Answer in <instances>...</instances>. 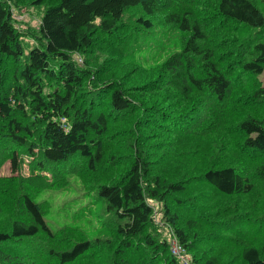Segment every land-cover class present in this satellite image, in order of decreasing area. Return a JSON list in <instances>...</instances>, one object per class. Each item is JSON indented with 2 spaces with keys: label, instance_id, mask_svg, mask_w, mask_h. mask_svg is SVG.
<instances>
[{
  "label": "trees",
  "instance_id": "1",
  "mask_svg": "<svg viewBox=\"0 0 264 264\" xmlns=\"http://www.w3.org/2000/svg\"><path fill=\"white\" fill-rule=\"evenodd\" d=\"M43 1L33 0L32 4ZM171 1L175 8L166 13L162 24L175 26L181 37L169 42L174 45L178 40L181 47L166 56L159 72L163 71L168 84L176 89H172V95L180 94L191 99L193 91L206 93L213 98L216 106L226 105L234 84L240 81L230 77L226 72L229 69L219 64L209 46L235 47L234 61L240 72L238 74L258 76L263 72L264 0ZM159 5V0H57L44 7L35 44L26 47L21 39L22 33L11 23L8 5L0 0V146L4 143L12 146L9 147L8 159L11 176L16 175L7 178L6 183H14L11 187L13 193L15 182L25 181L19 174L23 157L29 159L31 172H37L35 177L40 180L47 177L46 173L51 176L58 174L60 166H65L75 156L84 158L86 167L91 171L101 164L104 151L100 141L109 137L112 122L124 118L123 114H132L135 104L123 87L109 86L99 78L105 58L113 54L108 44L116 36L124 37L120 35L121 28L129 23L125 21V15L132 10L140 12L133 19L136 22L133 25L135 34L137 32L146 39L148 34L156 37L157 32L164 40L165 34L157 30L158 24L152 17ZM99 35L103 39V42L100 39V44L107 48V52L94 47L98 45L95 38ZM131 36L124 37L123 41L136 44V39H130ZM146 42L149 44L151 41L148 39ZM149 45L144 53L158 54L155 45ZM88 51L100 54L92 55V60L87 62L90 58L85 56ZM75 54L84 57L85 63L80 65ZM231 54L232 51H225L220 57L225 59ZM159 72L154 82H146L149 90L156 78L161 83ZM96 77L91 83L90 79ZM244 98L248 104L260 105L259 111L245 113L225 129L239 134L242 150L264 155V86L255 84ZM176 101L174 104L188 108ZM144 108L152 118L169 121L176 131L187 127L188 132L193 133L194 126L198 125L192 99L185 113H164L162 108L156 109L154 105H144ZM216 121L214 118L210 123ZM150 164L135 157L121 179L98 185L97 197L104 202L105 211L112 213L116 220L112 236H107L104 241L97 238L76 240L70 229H78L71 223L56 232L50 229L40 201L22 189L24 184H18L17 196L22 200L27 217H23L26 221L12 220L8 227L0 230V264H7L13 254L8 242L21 237L36 238L38 234L44 235L41 238L55 239L58 245L47 249V252L59 264L73 262L97 245L111 248L114 255L110 254V263L117 264L124 252L133 253L139 248H134L137 243L133 240L140 237L150 250L147 253L154 255L161 246L165 252L164 264H179V260L171 254L167 240L161 238L155 244L151 239L149 227L156 223L149 199L164 202L163 218L171 225L173 236L184 252L192 258V264H221L216 254L198 250L200 247L190 243L186 232L178 226L180 209L188 206V212H201L203 198L210 196L208 189L217 194L215 201L227 208L232 205L229 200L232 196L249 194L256 183L264 191V156L249 170L217 163L202 170L192 168L193 172L187 169L171 181L161 180L158 174L150 175ZM55 181L53 179L45 189L60 190V185H52ZM197 183L199 187L195 186ZM238 211L245 213L240 209ZM237 215L234 213L230 219H217L215 224L219 226L222 223L221 227L227 229L231 219L235 222L239 220L235 217ZM185 222L194 228L192 219ZM41 238L35 240L36 243ZM64 243L69 246L64 248ZM238 256L243 264H264V255L250 243L241 247ZM150 261V264H157L152 259Z\"/></svg>",
  "mask_w": 264,
  "mask_h": 264
},
{
  "label": "rangeland",
  "instance_id": "2",
  "mask_svg": "<svg viewBox=\"0 0 264 264\" xmlns=\"http://www.w3.org/2000/svg\"><path fill=\"white\" fill-rule=\"evenodd\" d=\"M32 1L4 0V3L8 5L11 23L14 28L22 33L21 39L26 47L35 44L44 7L55 3L57 0H45L40 4H32ZM159 1L160 5L152 17L154 23L158 24L157 30L165 34L166 38L163 40L157 32L156 37L147 33L149 35L147 38L151 41L149 44L155 45L158 54L144 53L143 50H146V47H150V45L146 42L147 38L144 39L141 34L133 32V25L136 23L133 19L140 14L134 10L126 13L125 21L129 23L124 26V29L121 28L120 35H124L125 38L132 35L130 39L135 38L136 44L123 41L125 38L122 36H116L112 39L111 37H103L111 39V43L108 45L113 54L105 58L106 63H104L105 66L99 78L109 86L115 84L123 87L134 99L135 104L132 114L129 116L123 114L124 118L112 122L113 127L109 131V137L102 142L100 141L104 155L101 164L97 165L94 171L86 167L84 158L75 156L65 166H60L58 174L51 176V174L46 173L47 177L40 180L35 177L37 172H31L29 159L23 157L24 162H22L19 174L25 181L18 180L15 182L16 189L13 193L11 187L14 186V183L11 185L6 183V179L12 173L8 159V153L12 146L10 147L5 143L4 146H0L1 231L8 227L12 220L26 221L23 218L27 217V214L22 208V200L17 196L18 184H24L22 189L27 191L35 200L40 201L39 205L42 208L40 209L44 212L45 221L50 229L56 232L58 228L71 223L70 225L78 229L75 231L70 229L76 240L97 238L104 241L107 236H112L111 233L115 230L116 220L112 213L105 211L104 202L97 197L96 190L99 184L121 179L129 170L135 157L141 158L145 162H151L150 175L158 174L163 181H171V179L183 175L187 169L193 172L192 168L202 170L217 163L220 165L228 163L249 170L252 165L262 159L263 154L257 152L252 154V152L242 150L239 134L225 129V126H230L245 113L259 111L260 105L248 104L245 102L244 96L251 92L255 84L260 83L264 86V71L258 76L238 74L240 72L234 61L236 48L233 46L218 47L215 44L209 46L214 50V56L219 64L223 68L229 69L226 72L230 74V77L234 81L238 79L240 82L234 84L228 103L222 107L216 106L213 98L206 93L191 92L193 106L196 109L194 112L195 119L198 124L194 126L193 133H189L187 127L179 128L177 131L173 130L169 121L163 122V120L154 119L147 114L144 105H154L156 109L162 108L164 113L177 111H184L185 113L191 104V99L184 98L180 94L172 95L173 90L176 91V89L168 84L163 71L159 72L161 70L160 64L166 56L171 52L178 51L181 47L178 40L174 45L169 42L181 37L175 26L169 23L162 24L166 13L175 8L174 2L171 0ZM95 39L98 44L94 46L95 49L107 52V48L100 44L101 35ZM225 51L227 53L232 51V54L222 59L221 53ZM92 55L97 56L89 51L88 55H85L86 58L90 57L87 58V62L92 60ZM81 57V55L75 54L80 65L84 62V57ZM116 57L118 59L113 61ZM158 72L162 76L159 78L161 83H158L156 78L153 88L149 90L145 84L146 82H154ZM97 78L90 79L92 80L91 83H94L93 80ZM176 100L188 108H181L174 104L177 102ZM187 101L190 104L187 105ZM167 115L171 117L170 114ZM214 118L218 122L210 123ZM15 175L11 177H15ZM53 179L56 181L52 185H60V190L45 189V186H50L49 183ZM195 186L199 187V184L197 183ZM207 191L210 196L203 198L204 207L203 209L200 208L201 212H188V206L180 209V224L178 226L186 232L190 243L200 247L198 250L216 254L221 264H243L238 252L245 243L255 245L264 255V191L259 188V185L256 183L253 191L247 195L232 196L229 200L234 207L227 204L230 205L229 208L215 201L217 196L215 192L209 189ZM90 196L91 198L88 200ZM148 203L152 207L153 221L157 224H152L149 227L151 239L155 241V244H158V240L162 238L167 240L169 246L172 241H176L179 245L173 236L171 225L163 218L164 202L149 199ZM238 209L245 213H240ZM234 213L238 214L235 217L239 220L235 222L231 219L227 229L225 226L221 227L222 223L219 226L215 224L217 219L227 217L230 219ZM74 215L75 217H73ZM189 219L195 223L194 228L189 227L185 222ZM43 236L38 234L36 238L21 237L8 242L7 245L13 254L7 264H59L47 252V249L50 250L58 244L55 243V239L41 238ZM39 238H41L40 241L36 243L35 240ZM133 241L137 243L134 248H139L133 253L124 252L117 264H150V259L157 264H164L165 252L161 246L152 255L147 253L150 250L141 241V237ZM68 246L64 243V248ZM181 253L187 258V263L177 259L178 263L192 264V258L184 252L182 247ZM110 254L114 255L111 248L106 247L104 249V247L97 245L87 254L66 264H112L110 263Z\"/></svg>",
  "mask_w": 264,
  "mask_h": 264
},
{
  "label": "built area",
  "instance_id": "3",
  "mask_svg": "<svg viewBox=\"0 0 264 264\" xmlns=\"http://www.w3.org/2000/svg\"><path fill=\"white\" fill-rule=\"evenodd\" d=\"M170 252L173 256H175L178 260L180 259L183 263H187V258L184 257L181 253V247L177 244L176 241H172L169 246Z\"/></svg>",
  "mask_w": 264,
  "mask_h": 264
}]
</instances>
